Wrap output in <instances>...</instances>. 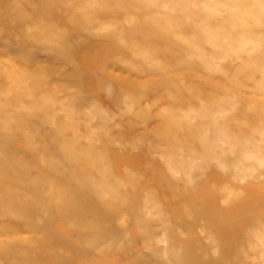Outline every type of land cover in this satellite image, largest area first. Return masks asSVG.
<instances>
[{"label":"rangeland","instance_id":"obj_1","mask_svg":"<svg viewBox=\"0 0 264 264\" xmlns=\"http://www.w3.org/2000/svg\"><path fill=\"white\" fill-rule=\"evenodd\" d=\"M0 264H264V0H0Z\"/></svg>","mask_w":264,"mask_h":264}]
</instances>
